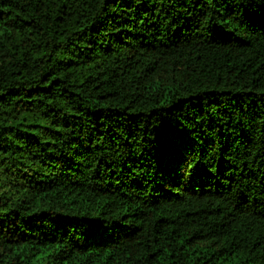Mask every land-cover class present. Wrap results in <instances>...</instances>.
Here are the masks:
<instances>
[{
  "label": "trees",
  "instance_id": "16d2710c",
  "mask_svg": "<svg viewBox=\"0 0 264 264\" xmlns=\"http://www.w3.org/2000/svg\"><path fill=\"white\" fill-rule=\"evenodd\" d=\"M0 264H264V0H0Z\"/></svg>",
  "mask_w": 264,
  "mask_h": 264
}]
</instances>
